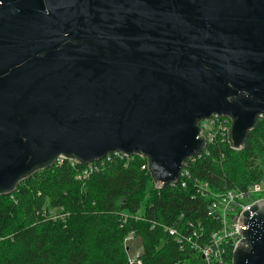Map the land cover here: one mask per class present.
Segmentation results:
<instances>
[{
    "label": "water",
    "instance_id": "obj_1",
    "mask_svg": "<svg viewBox=\"0 0 264 264\" xmlns=\"http://www.w3.org/2000/svg\"><path fill=\"white\" fill-rule=\"evenodd\" d=\"M215 114L237 150L264 117V0H0V195L115 152L164 187ZM240 229L234 264H264V198Z\"/></svg>",
    "mask_w": 264,
    "mask_h": 264
},
{
    "label": "trees",
    "instance_id": "obj_2",
    "mask_svg": "<svg viewBox=\"0 0 264 264\" xmlns=\"http://www.w3.org/2000/svg\"><path fill=\"white\" fill-rule=\"evenodd\" d=\"M209 148L191 169L215 190L264 180V117L244 148ZM145 162L113 154L81 180L83 163L64 159L23 178L14 198L0 195V264H195V252L182 250L168 228L183 214L207 225V200L192 183L156 189ZM52 209L65 216H47Z\"/></svg>",
    "mask_w": 264,
    "mask_h": 264
},
{
    "label": "built area",
    "instance_id": "obj_3",
    "mask_svg": "<svg viewBox=\"0 0 264 264\" xmlns=\"http://www.w3.org/2000/svg\"><path fill=\"white\" fill-rule=\"evenodd\" d=\"M232 125L233 118L229 115L215 114L200 120L199 126L202 128L199 136L205 138L206 146L201 152L187 158L183 162L179 179L176 182L169 183L172 186L181 184L182 188H188L189 184L192 183L196 194L207 200L205 213L207 225H204L201 219L196 222L183 214L180 217L181 224L168 228L170 233L175 235L178 242L181 243L182 250L191 248L195 252V264H234L236 247L245 238L243 230L240 229L241 216L253 203L264 198V180L252 181L244 186L215 190L209 181L193 175L192 165L202 155L210 154V145L231 144ZM113 154L128 160L136 154L141 155L146 159L142 168H149L148 158L140 153L124 155L120 152H115L106 155L101 160L83 164L81 168H78L77 178L81 180L88 178L100 168V165L102 166L109 161ZM64 159L69 160L73 166L79 164L76 158L65 156H59L55 163L62 164ZM148 171L151 173L149 169ZM153 183L156 189L162 188L156 185L154 180ZM11 196L14 198V195ZM46 215L57 219L58 217H64L65 213L52 209ZM184 218H186L185 221L183 220ZM211 222H215L216 226L214 228L210 227L208 230Z\"/></svg>",
    "mask_w": 264,
    "mask_h": 264
},
{
    "label": "rangeland",
    "instance_id": "obj_4",
    "mask_svg": "<svg viewBox=\"0 0 264 264\" xmlns=\"http://www.w3.org/2000/svg\"><path fill=\"white\" fill-rule=\"evenodd\" d=\"M19 185V184H18ZM6 195H14V197L16 196V194H15V191L12 193H9V194H6ZM3 196V195H2Z\"/></svg>",
    "mask_w": 264,
    "mask_h": 264
}]
</instances>
